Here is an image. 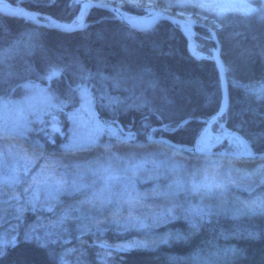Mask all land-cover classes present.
<instances>
[{
    "label": "trees",
    "instance_id": "1",
    "mask_svg": "<svg viewBox=\"0 0 264 264\" xmlns=\"http://www.w3.org/2000/svg\"><path fill=\"white\" fill-rule=\"evenodd\" d=\"M7 1L64 22L74 19L79 8L74 0ZM122 8L134 15L148 11V7L129 4ZM193 14L198 16V12ZM219 21L222 22L217 34L229 89V105L220 120L227 130L241 134L255 152H263L264 18L229 15ZM195 31L197 50L211 55L215 47L211 32L199 26ZM188 44L179 26L168 20L140 30L100 8L88 13L83 28L70 31L0 12V100L24 96L30 84L48 86L55 114L46 118V124L55 121L54 118L67 124L64 110L78 102L73 86L91 83L99 118L122 126L134 136V140L127 139L130 146L124 148L132 150H126V155L138 156L142 149L160 155L167 149L208 165L207 158L214 155L194 154L188 148L219 108L220 75L213 60L197 59ZM57 69L61 70L59 75L55 74ZM21 139L32 163L47 165L56 160L66 166L67 172L76 171L73 165L78 170L89 167L88 161L103 162L106 158L109 164V158L118 157L120 152L117 143L112 142L105 144V148H95L92 156L81 157L78 152L71 157L75 161L66 156L56 159L55 155L60 156L66 149L61 146L64 139L49 133L46 126L38 135L29 132ZM162 139L178 143L183 149L177 151ZM216 159L243 166H253L255 162L226 156ZM210 164L215 163L210 160ZM44 170L54 178L46 167ZM160 174L161 171L152 169L146 173L150 178ZM165 182L162 179L154 184L153 190L163 188ZM174 183L178 189L171 191L172 196L158 197V191L157 195L140 197L139 192L142 194L141 190L146 188V183H141L132 194L139 203L116 206L109 205L110 202L103 206L97 202L95 210L82 212L76 209L69 212L60 203L54 208L56 204L48 205L46 200L42 208L32 207L21 188L5 186L7 193L19 196V200L10 205L0 203V210L10 206L23 211L9 221L17 226L18 236L15 245L6 247L0 255V264H58L47 245L23 238V229L35 218L50 228L61 227L62 222L67 224L74 231L71 243L75 247L91 253L94 249L111 253L116 264H264V204L262 211L256 210L260 203L257 190L262 185L246 177L236 179L235 187H226L224 193H230L235 200L227 201L233 204L231 208L217 204L224 199L211 202L210 197L224 198L215 193L206 197L210 205L198 207L194 213L190 202L195 196L190 198V190L183 193L181 183ZM88 208L93 209L91 204ZM62 212L68 215L63 218ZM81 213L83 216H78ZM146 219L149 220L146 230L133 234L132 230L142 226L140 222ZM52 232L46 230L47 234ZM98 241L129 250L116 253L102 249Z\"/></svg>",
    "mask_w": 264,
    "mask_h": 264
},
{
    "label": "rangeland",
    "instance_id": "2",
    "mask_svg": "<svg viewBox=\"0 0 264 264\" xmlns=\"http://www.w3.org/2000/svg\"><path fill=\"white\" fill-rule=\"evenodd\" d=\"M5 1L9 2L7 0H0V4L5 5ZM19 1L21 0H17V2ZM74 1L79 4L78 14L70 22L77 24L79 22L81 4L78 0ZM92 1L114 5L120 8L121 11L129 17H146L157 12H165L187 20H198L197 22L204 23L208 25V27L213 28L216 31V34L221 26L222 21L220 22L219 20H221L222 17L226 18L229 15H238L244 18H249L250 16L261 19L264 18L261 17L264 16V0ZM127 4L148 7V11L144 15H134L122 8V6ZM200 4L212 5L213 7L201 8L196 6ZM14 6L21 5L16 4ZM94 8L98 7H92L91 10ZM249 8L256 9V11L250 12L248 11ZM194 12H198V14H196L198 16L195 17L193 14ZM36 19L37 21L39 20L50 24L47 19L43 18L41 20L39 17ZM85 23L83 26H85ZM83 26L81 28H83ZM191 29L192 35L189 38L192 41L193 47L197 50V41L194 38L196 33L195 27H191ZM214 49L215 47L212 49V53ZM200 53L201 52L198 50L196 51V54L199 55ZM51 78L52 77H50L48 81ZM92 88L93 85L91 83L89 85L78 83L73 86V90L77 94L78 102L75 106H72V108L64 110L66 112L65 120L67 121V124H64L59 118H54L53 120L55 121L46 124V118H48L50 114H55L52 111L53 103L51 102L48 86L30 84L27 93L24 96L0 100V203H9L10 205L12 202L19 200V196H14V194L10 195L4 189L5 186H10L15 189L21 188L22 193L27 196L25 198L26 201H28L32 207L37 205L42 208L43 203L46 200L48 205L56 204L54 208L63 204L65 206L64 208L69 212L73 209H76L79 212L84 210L93 211L95 210L94 206L97 205V202L103 206H106L107 203L110 202L112 203L109 205L116 206H124L125 204L131 205L134 201L139 203L132 194L134 188L141 183H146V188L141 190L142 194L139 192L140 197L157 195L158 191H160L159 195H157L158 197L160 195L166 196V194L172 196L171 191L178 189V187L174 186V182H178L181 183L180 188L183 187V193L190 190V198H193V195L195 196V199L193 198L190 202L192 208L190 209L195 213L197 212L198 207L205 204V206L210 205L209 200H206V197L208 194L214 196L215 193L224 196V198L219 199L210 197L212 200L211 202H214L215 204L216 199L217 202L224 199L222 203L217 204H225L228 208H231L233 204L227 203V201L231 200L232 202H235V200L231 199L232 196L230 193L224 194L226 192L225 189L226 187L229 188L231 185H233L232 187H235L236 179H244L246 177L251 182L262 185V187L257 190V197L260 203H258L259 206L256 207V210L262 211V204H264L263 159H239L247 160V163L255 161L253 166H243L235 162H227L224 159H216V156L223 155L212 154L215 157L207 158L208 165H201L198 161H195V159H188L184 157V154H182L183 156L176 155L177 153H171L170 150L167 149H165L160 155H154L149 150L146 151L145 149L140 150L138 156L134 153L126 155L125 153L127 151L132 150L124 148L130 146L127 143V139L134 140V136H131V134L125 132V130L122 131L117 125L104 122L99 118L95 110L96 97L92 92ZM216 123L217 125L213 126ZM216 123L212 125L211 130L204 134L209 139V142L214 145H212L213 148L211 149L235 153L245 151L244 144L237 136L228 133V130L224 127L221 120ZM53 125H58L59 130H55ZM43 126H46L49 133L59 135L64 139V141L61 142V146L66 148L63 151L64 155H55L56 159L66 156V159L75 161L71 157L73 154L77 156L78 152L81 157L92 156L95 154V148H105L103 147L105 144L112 142L113 145L117 143L115 146L119 148V155L116 158H109V164H106L105 158L103 162L88 161L87 165L89 167L81 170H78L79 168L77 165H73L72 167L76 170L74 172H70L69 170L67 172L66 166L56 160L48 162L49 164L47 165L39 161L32 163L30 161V156H28V151H24V149L27 150V147L26 145L23 147L25 141L21 138L27 137L29 132L38 135V132L42 130ZM124 142H126L125 146ZM169 146L177 151L181 150L176 146L170 144ZM204 149L207 150L209 148L207 147ZM209 159L215 164H210ZM92 166L95 167L91 168ZM45 167L54 178H51L49 174L44 173ZM159 168H161V170H159ZM151 169L159 172L161 171V174L150 178L146 173ZM86 170H88V172H86ZM88 173H90V175H88ZM108 175L117 176L118 179L106 181ZM33 177H37L35 182L33 181ZM69 177H72L73 180L69 181ZM146 177H148L149 180H147ZM83 179L87 180V182H84ZM162 179L167 181L163 184V188H158V191L153 190L154 184ZM57 181H62V185H58ZM136 182L139 183L137 184ZM194 184L201 186L198 191L193 190ZM64 185H66V188H63ZM217 185H222V187H217ZM220 188L222 189L223 195L220 192ZM163 190L165 191L164 193H162ZM90 204L93 209L88 208ZM19 215H22V212L18 211V209L10 208V206L0 210V252H4L5 248L10 245L13 246V243H15L14 241L17 240V226L9 223V221ZM67 215L68 214L64 212L61 214L63 218ZM78 216H83V213ZM70 218L72 219V217ZM73 220L77 222L76 218H73ZM148 221L149 220L147 219L141 221L140 223H142V226L135 227L132 230L133 234L144 232ZM84 227L85 226H82V228ZM101 229L102 231H105L104 228L101 227ZM46 230H51L53 232L47 234ZM22 235L24 239L47 245L48 250L53 251V256L58 264H116L113 260L114 256L111 253L103 254L97 249H94L95 252L90 253L89 255L87 249L81 250L75 247L74 244L71 243V239L74 238V231H70L67 224L63 222L61 223V227L56 226L50 228L48 225L44 224V222L35 218L25 226ZM119 247L126 251L129 250L124 246Z\"/></svg>",
    "mask_w": 264,
    "mask_h": 264
},
{
    "label": "water",
    "instance_id": "3",
    "mask_svg": "<svg viewBox=\"0 0 264 264\" xmlns=\"http://www.w3.org/2000/svg\"><path fill=\"white\" fill-rule=\"evenodd\" d=\"M78 1L80 2L81 6H80V11H79V22L77 24H73L71 22L69 23V22L60 21V20H58V19H56V18H54L48 14L40 13V12H37L34 10H27L21 6H13L11 3L6 2V1H5L6 2L5 5L0 4V12L3 14H7V15L22 17L25 20H30V21H33V22L38 23L40 25L55 27V28L68 30V31L81 28L84 25L85 19H86L87 15L90 12L92 7H98L100 9L106 10V11L110 12L114 16V18L119 19L120 21H122L123 23H125L126 25H128L130 27L140 29V30L151 28L161 20H168V21L172 22L173 24L179 25L181 30L183 31V33L185 34V36L189 40L188 45H189L190 53L194 57H196L197 59L206 58V59L213 60L215 62L217 69H218V72H219V75H220V85H221V102H220V105H219L217 112L212 117H210V119L199 130L194 144L190 148H188V150H190L196 154H206V155L219 154V155H223V156L233 157L236 159L264 158V151L263 152H255L254 149L252 148V146L250 145V143L241 134H239L238 132L233 131V130H228V133L231 135H235L239 138V140L245 146L244 152L235 153V152H227V151H217V150L211 149V148H213L214 145L207 150H205L203 148L200 149V147H199L201 137L204 136V134H206V132L211 130L212 125L214 123L218 122L221 119V117L226 112L228 105H229L228 81H227V77H226L225 66H224V63H223L222 58H221V44H220V41H219L218 36L216 34V31L213 28L208 27V25H206L204 23H199L197 21H192V20H187V19L181 18V17H176L174 15H171V14L165 13V12H157L153 15H149L146 17L139 16V18L144 17L146 19L144 24H140V23L133 22L134 18L126 16L121 11L120 8H118L114 5L101 3L98 1H92V0H78ZM38 17L47 19L50 22V24L44 23L43 21H36V18H38ZM185 26H191V27L199 26V27L206 28L208 31L211 32L212 37H213V41L215 43V49L213 50L212 55H209L206 53H200L199 55L196 54V52H195L196 49L193 47L192 41L188 37V35L184 29ZM222 124L224 125V123H222ZM119 127L122 131H124L122 126H119ZM53 128L56 130H59L58 125H53ZM162 140L165 141L166 143H169L172 146H176L177 148L183 149V147L180 144L172 142L169 139H162ZM249 151L251 154H249ZM14 245H15V243H14ZM97 245L102 247V248H105V249H112V250L120 251V252L126 251L119 246L109 245V244H106L103 242H99V243H97Z\"/></svg>",
    "mask_w": 264,
    "mask_h": 264
},
{
    "label": "bare ground",
    "instance_id": "4",
    "mask_svg": "<svg viewBox=\"0 0 264 264\" xmlns=\"http://www.w3.org/2000/svg\"><path fill=\"white\" fill-rule=\"evenodd\" d=\"M132 18H134L133 19V22H135V23H140V24H144L145 23V21H146V19L144 18V17H132ZM184 29H185V31H186V33H187V35H188V37H191V35H192V29H191V27L190 26H185L184 27ZM196 52V51H195ZM213 145V143H210L209 142V139L204 135V136H202L201 137V140H200V143H199V147H200V149H204V148H210L211 146ZM244 152V151H243ZM194 154H196V153H194ZM109 245H112V244H109ZM100 248H102V247H100ZM102 249H105V248H102ZM100 253H105V251H99ZM116 253H125V252H128V251H122V252H120V251H115ZM88 253H89V255H90V251H88ZM93 253V252H92ZM113 260H114V257H113Z\"/></svg>",
    "mask_w": 264,
    "mask_h": 264
},
{
    "label": "snow or ice",
    "instance_id": "5",
    "mask_svg": "<svg viewBox=\"0 0 264 264\" xmlns=\"http://www.w3.org/2000/svg\"><path fill=\"white\" fill-rule=\"evenodd\" d=\"M196 6L201 7V8H211V7H213L212 5H204V4H200V5H196ZM248 11H250V12H251V11H256V9L249 8ZM65 27H66V26H65ZM60 71H61V70H59V69L55 70V74L58 75ZM221 114H222V113H221ZM249 154H251L250 151H249ZM25 171H27V170H25ZM106 171H107V170H106ZM114 179H118V177H117V176H114V175H108V176L106 177V181H110V180H114ZM36 180H37V177H33V181L35 182ZM57 184H58V185H62V181H57ZM200 187H201L200 185H196V184H194V185H193V190H194V191H198ZM217 187H222V185H217ZM49 210H51V209H49ZM18 211L22 212L23 209H18ZM5 246H7V245H5ZM13 246H14V243H13ZM3 254H4L3 252H0V255H3Z\"/></svg>",
    "mask_w": 264,
    "mask_h": 264
}]
</instances>
